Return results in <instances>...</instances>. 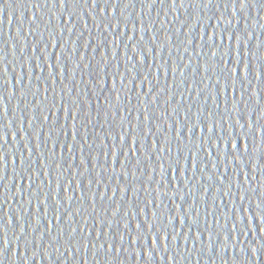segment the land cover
<instances>
[{"label": "water", "instance_id": "water-1", "mask_svg": "<svg viewBox=\"0 0 264 264\" xmlns=\"http://www.w3.org/2000/svg\"><path fill=\"white\" fill-rule=\"evenodd\" d=\"M205 3L0 0V264H264V0Z\"/></svg>", "mask_w": 264, "mask_h": 264}, {"label": "snow or ice", "instance_id": "snow-or-ice-1", "mask_svg": "<svg viewBox=\"0 0 264 264\" xmlns=\"http://www.w3.org/2000/svg\"><path fill=\"white\" fill-rule=\"evenodd\" d=\"M49 2H51L52 5H53L54 7H56V0H45V3H46V4L49 3ZM58 2H59V7H65V0H58ZM84 2L87 3L88 0H84ZM105 2H106V3H110V0H105ZM211 2H212V0H206L205 6H207L208 4H211ZM151 3L154 4V3H155V0H151ZM173 3H175V0H173ZM245 5H246V0H240L239 7L241 8L242 6H245ZM96 6H97V5H96ZM234 6H235V0H233V7H234ZM152 43H153V44L156 43L155 39H153ZM210 55H211V57L214 58V57L217 56V52H216V51H212ZM244 66L247 67V68L249 67V65H248L247 62L244 63ZM202 67L204 68L205 73L209 70V68H212V66H211L210 63H205L204 65H202ZM180 74H181V76H183V75H184L183 71H181ZM238 76H239V80H240L241 82H244V80H245L246 77H244V76L241 75V70H240V72L238 73V72H237V67H236V65H235V68H234V69H228V67H227V63L225 62L224 68L220 69V77H218V79H217V81H216V85H218V88L220 89V87H221V84H220V78H223V80H224V82H225L224 85H223V87L225 88V90H227V88H228V81H232V90L235 91V89H236L235 84H236V82H237V77H238ZM258 79H259V77H258ZM245 91H246V89H245ZM251 96H252V93H251ZM119 99H120L119 96H117V102H119ZM212 99L215 100L216 97H215V96H212ZM153 102H155V101H153ZM236 105H237V102H236ZM236 105H234V107H235ZM217 107H218V105H217ZM188 111H191V109L189 108ZM200 114H202V110H201ZM210 118H211L212 122H211V124H209V125L207 126V128H206V130H207V136H205V137L203 138V140H201V143L198 145V147L200 148V150H201V149H204L205 145H207L209 148L213 147V144H212L213 140H216L217 143H219V141L224 140V138H225V136H221V135L217 136V131H218V130L220 131V124H219V121H218V120L214 121V120H213V117H211V114H210ZM45 119H48V117H45ZM76 119H77V116H73V115H72V120H76ZM125 119H127V118L125 117ZM144 119H149V116L147 115L146 110H145V115L143 116V120H144ZM257 123H258V122H257ZM177 124H180V123L177 122V123L175 124V137H174V138H175V140L178 142V143H177V145H178V150H177V156H176V158H175L174 161L172 160V157H171L172 148H171V146H170V141L167 142V146H165V147H162V146H161L160 141H159V148H157V141H156L155 144L153 145V151H155L156 153H157V150H158V153H159V154H165L166 152L168 153L167 156H168V158H169V162H168L167 167H165L164 161H162V160L160 161V168H161L160 176H161L162 179L165 178L166 169H171V170L175 171V169L177 168V166H178V168H179V155H180V148H181V146L184 144V139L181 137V131H182L185 127H186V129H187L189 132L192 131L191 128H188V125H187V124H183V125H182L181 127H179V128L177 127ZM236 124L239 125V126L241 127V125H240V123H239V120L236 121ZM171 128H172V125L170 124V125H169V129H171ZM257 130H259V134H260L261 137L264 136V125H261V126L255 128V135H256V133H257ZM135 131H136L135 128H133V127L130 125L129 128H128V131H127V132H124V131H123V132L121 133V135L119 136V141H120L121 149H122V155L125 156V159H126V160L128 159V153H129V152H133V151H135V150H134V148H128V147H127V148H124V147H123V145H124V141H125L126 136H128V135L134 133ZM148 131H149V130H148ZM141 132H142V135H145V137H146L147 134L144 132V129H142ZM170 132H171V131H170ZM214 132L216 133V135H213ZM247 132H248V133H252V132H253V124H252L251 122L247 124ZM72 137H73V140L76 141V139H77V129L72 133ZM247 137H248V135L245 134V136H244L243 138L246 140ZM172 138H173V137H172ZM241 138H242V137H241L240 135H238V136L233 135V136H231V137H229V138L227 139L226 143H228V144L230 145V148H231L232 150H234L235 152H237V150H238V149H237V145H238V143L240 144ZM191 139H192V138L189 137V140H191ZM87 142H88L87 139H84V144H87ZM137 142H138V140H134V141H133L134 144L137 143ZM73 147H74V146H73ZM72 149H73L72 147H69V146L67 145V150H68L69 152H71ZM125 149H127V153H125ZM80 150L83 151L82 148H81ZM188 151H189V153H191V160H192V162H193V163H192V167L195 168V167H196V163H195V161H196L197 153H194L193 150H192L191 148H189ZM246 151H247V149H246ZM104 155L107 156V153H105ZM209 155L211 156V153H209ZM227 155L231 156V155H232V151H229V152L227 153ZM111 156H113L114 162H116L117 152H115V153H114V152H111ZM161 157H163V156H161ZM0 159H3V157H0ZM233 159L235 160L236 157H233ZM82 163H85V162L82 161ZM139 164H140V160H137V165H139ZM173 164H175V166H176L175 168H173ZM200 170L203 171L202 169H200ZM85 171H88V168H87V167H85ZM153 171H155V169H153ZM179 171H180V169H179ZM125 172H126V171H125ZM133 175H134V173H133ZM148 179H149L150 181H152L153 177H148ZM96 182H97V181H96ZM97 183H98V182H97ZM221 183H223V181H221ZM113 195H115V192H113ZM165 195H167V193H165ZM101 198H103V196H102ZM241 199H243V196H241ZM257 207H259V205H258ZM118 211H119V207L116 208V212H118ZM171 222H172V219L170 218V219L168 220V223H171ZM140 227H141V226H140ZM151 230H152V227L149 228V231H151ZM73 232H75V229H73ZM157 233L159 234V237H160V239H161L160 232L157 231ZM164 238L167 239V235H165ZM121 239H122V238H121ZM155 243H156V241L153 240V241H152V247H153V248H154V246H155ZM3 247H4V249H7V247H8V243H7L6 240L3 242ZM99 247H100V248H103L104 245H99ZM93 248H96V245H93ZM108 250L111 251V245H109Z\"/></svg>", "mask_w": 264, "mask_h": 264}]
</instances>
